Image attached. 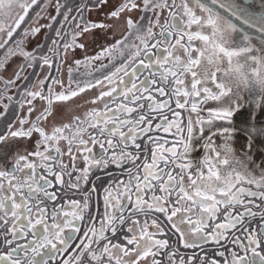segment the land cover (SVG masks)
<instances>
[{
  "label": "snow or ice",
  "instance_id": "snow-or-ice-1",
  "mask_svg": "<svg viewBox=\"0 0 264 264\" xmlns=\"http://www.w3.org/2000/svg\"><path fill=\"white\" fill-rule=\"evenodd\" d=\"M217 3L226 11L215 10L208 0H80L74 7L67 0H0V73L8 72L12 57L21 58L10 78L0 76V150L8 147L9 139L31 141L30 150L26 147L13 157L10 170L0 163V264H48L56 256L57 264H264V152L259 161L250 153L256 139L264 143V99L242 113L248 124L242 136L230 134L234 129H216L215 121L230 119L243 101L238 94L233 100L215 76L210 79L213 91L192 71L203 49L216 46L217 33L223 42L218 18L234 22L250 13L264 20V12H250L239 0H212ZM89 5L100 13L99 20L84 15ZM50 7L56 15L49 14ZM165 9L167 17L161 21ZM134 11L143 15L134 19ZM153 12L154 20L149 18ZM176 16L180 22H174ZM117 26L126 34L112 45L103 43ZM156 26L159 32L153 30ZM42 29L44 41L28 50ZM171 33H178L174 43ZM197 41L202 48H195L193 58ZM91 44L96 45L93 55L88 54ZM76 49L84 54L82 59H75ZM106 56L109 63H100L98 75L81 74L84 79H74L69 65L64 86L59 73L69 57L78 69ZM140 66L148 71L143 79ZM29 68L44 71L36 91L25 75ZM189 71L192 82L185 86L182 77ZM57 84L59 93L54 91ZM11 89L15 92L10 94ZM91 89L98 91L91 100L96 107L71 122H64L63 104L53 111L54 100L68 101ZM156 95L164 99L156 100ZM37 98L47 106L33 116ZM209 100L216 103L205 117L201 104ZM186 107L196 115L181 117ZM50 115L56 126L47 131L40 121ZM160 132L165 135L154 134ZM216 136L222 144L215 143ZM95 145L102 154L93 152ZM201 148L203 155L196 157ZM65 153L71 165L64 162ZM10 154L0 152V161ZM78 160L85 162L83 169ZM111 167L116 174L108 173ZM96 171L109 176L106 185H97L99 176L90 181ZM50 177L57 181V190L49 191ZM98 187L103 214L96 217L90 208ZM150 225L154 231L148 230Z\"/></svg>",
  "mask_w": 264,
  "mask_h": 264
},
{
  "label": "rangeland",
  "instance_id": "rangeland-1",
  "mask_svg": "<svg viewBox=\"0 0 264 264\" xmlns=\"http://www.w3.org/2000/svg\"><path fill=\"white\" fill-rule=\"evenodd\" d=\"M53 2H55V0H53ZM61 3H64L65 0H60ZM67 3L69 5V7H74L78 4H80V0H67ZM111 6V5H110ZM107 11V9L105 10ZM33 11L30 10L29 11V17L32 16ZM49 14L50 15H56L54 9L52 7L49 8ZM206 14V13H205ZM84 15L89 19V20H93V21H97L100 19V13L95 12L91 9V6L89 5V10L87 12L84 13ZM143 13L142 11H134L132 13L133 18H138L140 16H142ZM167 17V9L164 10V12L161 13L160 15V20L163 21L165 18ZM149 18L154 20L155 19V12L153 13H149ZM58 20L62 19V17H57ZM27 20V18H26ZM174 22H180L179 20V16L175 17V21ZM41 23H47V20H43L41 21ZM218 24L221 26V30H222V34H223V42L221 43V34L217 33L216 37L214 38L216 41V46L212 47L209 46L207 48L203 49V54L202 57H200V62L199 65H196L192 68V71L197 72V75L200 77L202 83H204V85L206 87H211L213 89V91H215V84L212 83L210 81V79L213 78V76L216 77V82L215 83H219L222 82L224 85L225 89L230 90L227 94L232 96V99L235 100L236 96L233 94H238L239 98L243 101L242 105H241V110L237 111L235 114L241 117H244V115L242 114L246 109L247 110H253V104L254 103H259V99L261 100L260 97H257L256 95H260L264 97V90H263V86L261 81H258L254 86L255 90H256V95H255V99L249 95V91H252V86H251V82L250 79V73H253V75H257L258 74V79L259 77L263 79V76L261 73H259L260 71H262V69H258L255 68H249L248 64L245 61V57L243 56V52L240 53L239 55H228L225 53L224 49H228L229 52L230 51H235V49L237 48V31L231 27L228 23L225 22V20L218 18ZM25 25L22 24L21 27L23 28ZM34 26V25H31ZM181 27L185 28V25L183 23H181ZM155 32H159V26H156L153 29ZM187 30V29H185ZM192 31H195V25L192 26ZM45 31L43 30L41 31L40 35L37 36L35 39H33L28 45L27 48L28 50H31L33 47H35V45L37 43L43 42L44 38H45ZM69 31H71V29H69ZM125 29L122 26H117L114 32H108L106 35V39L103 41V43H105L106 45H112L114 43H116V41L120 40L124 35H125ZM178 34V33H177ZM50 36H54V33L49 34ZM240 36V35H239ZM159 38V37H158ZM178 38V35L175 36V39L172 41V43L175 42V40ZM163 39V38H162ZM50 42V41H49ZM138 42V41H137ZM259 42H261L259 40ZM154 43V41H153ZM186 46V45H185ZM200 47L202 48V42L197 41L194 45H193V58L196 57V52H195V48ZM90 51H89V55H93L94 54V50L96 49V45L95 44H91L90 45ZM223 50V52H222ZM155 51V49L153 50ZM160 51L163 53L164 52V48H161ZM177 51H182L181 49H177ZM83 53L79 50L76 49V54H75V59H82L83 57ZM72 57H69L68 60L62 65L61 67V71L59 73L60 79L63 81L64 86L66 87L69 81V65H72L73 68V78H80V79H84V76H82L81 74H86V73H91L93 76L98 75V73L96 72V69L99 67L100 63H104V64H108L109 63V57H104L102 59V61H94L92 62V64L90 66H85L84 64H81L79 66V68L77 69V67L72 64ZM119 60L114 61V63L118 64ZM21 63V58L20 57H12L11 58V62L9 64V70L8 72H3L0 73V76L4 77V78H10L11 75V68L14 65L20 64ZM141 67V72L143 73V75H141V79H143V76L148 75V71L143 69L142 66ZM153 71H156L155 69H153ZM25 75H27L29 77V81L32 82L33 84V91H36L39 89L40 85H39V81L41 79L44 78V71L41 68H37L35 69V73L34 70L32 68H29L26 70ZM53 75H55V72L53 71ZM182 79L184 80L185 86L190 85V83L192 82V75H191V71L186 72L184 74V76L182 77ZM17 83H22L21 81H17ZM3 85L0 84V87H2ZM110 86L105 85L104 90H108ZM197 88H200V85H197ZM54 91L59 93L61 91V86L59 84L55 85ZM165 91L167 92L168 90L165 89ZM15 89H11L10 90V94L14 93ZM98 95V91L97 89H91L86 91L85 93H80L78 96L76 97H71L68 101H55L53 102V111H56V106L63 104L65 111L67 113V115H65L64 117V122H71L76 116H80L81 114H83L84 112H87L89 110H91L92 108L96 107V104L91 103V100ZM107 99V98H105ZM156 100H162L164 98L160 97L159 95L155 96ZM175 98H173L174 100ZM227 99V97L225 98ZM191 102V100H189ZM181 102L183 103L184 100L181 97ZM97 103H100L99 101ZM145 103H147V101L145 100ZM210 103L212 104V106H215L216 102H213L210 100ZM34 104L36 105V111L33 113V116L38 114L40 111H42L43 107L47 106L46 101H42L41 99L37 98L34 101ZM130 107H134V105H129ZM27 107V105H25V108ZM175 105H172V108L175 109ZM259 112L258 108H255L253 114L256 115ZM21 114H23V110H21ZM185 115H192L195 116L196 113H190L187 111V109H185L184 111H181V117H184ZM264 117V114H261L260 118ZM233 120V119H232ZM231 119H226V120H218L215 121V127L216 129H221V127H240V126H244L242 129H245L248 127V124H246L245 122H231ZM231 122V123H230ZM260 126H264V122L260 123ZM40 125L42 127H44L47 131H51L52 127L56 126V122H53L52 120V116L50 115L47 119L45 120H41L40 121ZM126 130V129H125ZM232 135H236V136H242L243 133H239L238 131H235L234 133H230ZM163 135V134H161ZM160 135V136H161ZM164 136V135H163ZM166 138L168 139H172V137L170 135H168ZM214 141L216 144H222L223 143V139L220 136H216L213 137ZM257 141H260V139H256ZM61 145H63L66 149V141L61 140L59 142ZM30 144L31 141L30 140H23L20 138H13V139H9L8 141V147L0 150V152H8L11 151L10 155H7L6 160L5 161H0V163H3L4 168L9 170L10 165L13 164V157L16 156L17 154L23 153L27 148H29L30 150ZM171 145H167L165 147H170ZM93 147V152L96 153L97 155L102 154V150L99 148V145H95L92 146ZM234 148L236 149L237 153H239V149H240V145L234 144ZM202 149V148H201ZM200 149V150H201ZM198 150L195 153L196 157H201L203 155V149L202 151ZM262 152L261 150H257L256 148L254 149V147H252V149H250V153L255 155L256 159L259 161L261 160V157L259 156V153ZM53 155H55L53 153ZM75 155L77 157H79L81 155V153L77 152L75 153ZM31 159V157H30ZM63 160L66 164L71 165V161L69 159V156L67 153H65V155L63 156ZM78 164L79 167L81 169H83L86 165L85 162L83 160H78ZM131 165H128V167H130ZM261 167H264V163H261L260 165ZM54 168H56L57 172H59V168L54 164L53 165ZM249 167H251L249 165ZM109 174H116L117 173V169L115 167H111L108 170ZM73 176H75V173H73ZM92 176H94L93 178H95L96 176H99L101 179L99 180V183L96 181L97 185H106L108 183V179L109 176L106 175L103 171H96ZM91 176V177H92ZM91 177H90V181H91ZM53 179V185L52 188L49 189V191H53V190H57L59 188V185L57 183V181L54 179V177H50ZM92 178V179H93ZM121 180L125 179L124 176H120L119 177ZM64 179L66 180L67 177L65 176ZM86 190V188H85ZM73 199H79V195L74 194L72 196ZM59 199V197H58ZM97 201H98V207H97V214L95 215L96 217L102 216L103 214V193L101 191H99V187H98V191H97ZM62 202V201H61ZM260 201L259 199L256 200V204L259 205ZM254 211L256 209H253ZM162 217V215L159 216V220L163 221L164 218H160ZM218 222H222L219 221ZM260 221L259 219H257V221L252 225L253 227L256 226V224H258ZM97 227H99V225L97 224ZM126 227V226H125ZM181 228H186L187 225H180ZM149 231H154L155 228L154 226H149ZM172 240H176V237L173 236ZM21 243H23V241H20ZM200 243V242H198ZM208 251L212 252L211 250H214V246H211V241H208ZM180 249L184 250L183 247L181 246ZM49 251V249H44L41 253V255L43 256L45 253H47ZM22 254V253H21ZM53 256H56L55 252H53ZM39 259V257L37 258ZM59 259L58 256H56V259H49L48 260V264H53L52 262H50V260L54 261ZM141 264H143V262H141Z\"/></svg>",
  "mask_w": 264,
  "mask_h": 264
},
{
  "label": "flooded vegetation",
  "instance_id": "flooded-vegetation-1",
  "mask_svg": "<svg viewBox=\"0 0 264 264\" xmlns=\"http://www.w3.org/2000/svg\"><path fill=\"white\" fill-rule=\"evenodd\" d=\"M173 10L176 11V9H173ZM169 19L171 20V18H169ZM236 34H237V40H236L237 41V48L235 49V51L236 52H239V54L243 52V56L245 57L244 59H245L246 63L248 64L249 68H252L253 67L254 68V71H255V68L262 69V71H260L259 73L262 74L263 79H262V77L261 78L259 77V79H258V74L257 75H253V73H250L251 75H250V79L249 80L252 81L250 84H251V86L253 88H252V91L251 92L249 91L248 93L252 97L253 96L255 97L256 90H255L254 86L256 84H259V83H257L258 81L263 82L262 83V86H263V90H264V42H262V41L259 42V41L254 40V39L248 40L245 36H243L241 34H238V32ZM170 35H171V41H173L175 39V36L178 35V34L177 33H171ZM159 38L162 39L161 37H159ZM252 49H255L256 51H254L253 53H251V50ZM224 50H225V53L226 54L229 53V50L228 49H224ZM256 96L257 97H260L261 100L264 99L263 96H260V95H256ZM190 100H191V98H190ZM261 100L259 99V102ZM190 103L191 102L189 101V104ZM201 106H203L205 108L213 107L212 104L210 103V100L208 101L207 104H201ZM235 113L236 112H234V114H233V117H232L233 120L231 119L232 120L231 122L235 121V122H243L244 123L245 122V118L244 117H241V116H238ZM205 115H206V113H205ZM262 120H264V117L260 118V121H262ZM243 127L242 126L235 127V129L239 133H242L241 130H242ZM250 139H251V137H250ZM253 147H254V149L256 148L257 150L264 149V143L255 140V145H253ZM9 170H10V167H9ZM93 204H94V207H93V215H94V213L97 214V212H96L97 207H98L97 194H96L95 197H93V200L91 201V205H93ZM71 234L72 233L69 231V235H71Z\"/></svg>",
  "mask_w": 264,
  "mask_h": 264
},
{
  "label": "water",
  "instance_id": "water-1",
  "mask_svg": "<svg viewBox=\"0 0 264 264\" xmlns=\"http://www.w3.org/2000/svg\"><path fill=\"white\" fill-rule=\"evenodd\" d=\"M208 3L215 10L221 12L226 11V9H219L218 3L212 4V0H208ZM239 6L248 9L250 12H255V13L264 12V0H239ZM220 18L225 20L226 23H228L231 27H233L238 33L244 35L248 40H250L251 38H255L257 40L264 42V35H262V33H264V20H261L258 16H253L250 13H248L243 16H238V18L234 22L228 21L222 17ZM204 109L206 113L207 108ZM230 129L236 130L235 127L232 128L230 127ZM261 150H263L264 152V149ZM95 215L96 213H94V216Z\"/></svg>",
  "mask_w": 264,
  "mask_h": 264
},
{
  "label": "trees",
  "instance_id": "trees-1",
  "mask_svg": "<svg viewBox=\"0 0 264 264\" xmlns=\"http://www.w3.org/2000/svg\"><path fill=\"white\" fill-rule=\"evenodd\" d=\"M147 101V100H146ZM172 105H175V103L173 102V104ZM178 110V109H177ZM165 111H167V110H165ZM133 115H135V114H133ZM202 115H205V113L203 112L202 113ZM171 118V117H170ZM154 123H155V121H154ZM173 131H175V129H173ZM155 135H161V134H163L162 132H160V133H154ZM163 135H165V134H163ZM163 135H161V136H163ZM167 146V145H166ZM94 176H92L91 177V181L92 180H95V178H93ZM93 178V179H92ZM98 183H99V181H97ZM91 186V184H89V185H86L85 186V188L87 189L88 187H90ZM93 207H94V204L93 205H91V208H90V211L93 213ZM160 218H164L163 216L162 217H160ZM180 251L183 253V252H185L184 250H182V249H180ZM211 251H213V250H211ZM22 255V254H21ZM165 260L167 259L166 257L164 258ZM58 260V259H57ZM57 260H54V261H52V260H50V262H52L53 264H57Z\"/></svg>",
  "mask_w": 264,
  "mask_h": 264
},
{
  "label": "bare ground",
  "instance_id": "bare-ground-1",
  "mask_svg": "<svg viewBox=\"0 0 264 264\" xmlns=\"http://www.w3.org/2000/svg\"><path fill=\"white\" fill-rule=\"evenodd\" d=\"M251 39L257 40V39H255V38H251ZM257 41H259V40H257ZM262 122H264V120L260 121V123H262Z\"/></svg>",
  "mask_w": 264,
  "mask_h": 264
}]
</instances>
